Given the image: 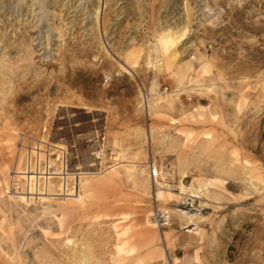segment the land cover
<instances>
[{"label":"rangeland","instance_id":"rangeland-1","mask_svg":"<svg viewBox=\"0 0 264 264\" xmlns=\"http://www.w3.org/2000/svg\"><path fill=\"white\" fill-rule=\"evenodd\" d=\"M0 59V264H264V0H0Z\"/></svg>","mask_w":264,"mask_h":264},{"label":"bare ground","instance_id":"bare-ground-1","mask_svg":"<svg viewBox=\"0 0 264 264\" xmlns=\"http://www.w3.org/2000/svg\"><path fill=\"white\" fill-rule=\"evenodd\" d=\"M181 29V28H180ZM184 32V31H183ZM173 35H174V33H173ZM184 35V33H182V31L180 32V33H177V35H176V37H173V38H171L170 39V41H171V43H176L181 37H184L183 36ZM167 43V42H166ZM167 45V44H166ZM162 46V45H161ZM162 49V48H161ZM169 53V52H168ZM131 60V59H130ZM132 61V60H131ZM152 91V90H151ZM156 94V93H155ZM157 98V97H156ZM160 99V98H159ZM62 104H60V103H55V105L52 107V112L53 113H56V112H58L59 111V109H60V106H61ZM152 106V105H151ZM97 132V131H96ZM46 140V139H45ZM67 146V145H66ZM65 147V146H64ZM62 149H63V147H62ZM96 149V148H95ZM64 150V149H63ZM63 152V151H62ZM65 152V151H64ZM66 154V153H65ZM94 157H95V159H99V160H101V162L102 161H105V160H107V159H110L111 161L112 160H115L116 159V156H119L120 154H118V153H116L115 152V154L114 153H112V154H110V157H108L107 156V154L105 153V150H104V146L103 145H99L98 147H97V149L96 150H94V151H92V153H91ZM122 154H123V151H122ZM124 157V156H123ZM85 161V160H84ZM89 162H90V160H89ZM115 164V163H114ZM95 165H97V163H90V166H95ZM113 166V165H112ZM112 166H110L111 168H112ZM115 166V165H114ZM83 166H82V164L79 166V168H82ZM66 169V168H65ZM64 170V169H63ZM101 172V171H100ZM99 172V173H100ZM144 172V170H142L141 171V173H143ZM162 177L164 178L166 175H174L173 174V172H172V170L171 171H168V172H164V171H162ZM184 174V173H183ZM85 175V174H84ZM89 175V174H88ZM146 175V174H145ZM144 175V176H145ZM152 175H155V177L156 176H158V175H160L159 174V171L157 170V169H153V170H151V171H149V173H148V176L149 177H151ZM147 176V175H146ZM156 179V178H155ZM157 180V182H159V180L158 179H156ZM163 186V185H162ZM146 187V186H145ZM152 187V186H151ZM157 187V186H156ZM206 187V184H205V182L204 181H202L200 178H197L196 180H195V183L194 184H192V185H190V186H184L183 185V183H181V185H180V187L179 188H181L182 190H184V191H186V192H188V193H190V194H195L196 193V191H195V189H204ZM162 188V187H161ZM160 190V188L159 187H157L156 189H155V191H159ZM156 194V193H155ZM168 194V193H167ZM173 196V195H172ZM157 221V220H156ZM71 242V241H70ZM89 249L90 248H86L85 249V251L84 252H82V253H80L81 254V258H80V264H91L90 262V254H89ZM176 260V259H175ZM82 262V263H81Z\"/></svg>","mask_w":264,"mask_h":264},{"label":"clouds","instance_id":"clouds-1","mask_svg":"<svg viewBox=\"0 0 264 264\" xmlns=\"http://www.w3.org/2000/svg\"><path fill=\"white\" fill-rule=\"evenodd\" d=\"M27 67V66H26ZM16 74V65L10 61L0 59V75L11 77ZM7 96L6 91L0 90V97Z\"/></svg>","mask_w":264,"mask_h":264},{"label":"built area","instance_id":"built-area-1","mask_svg":"<svg viewBox=\"0 0 264 264\" xmlns=\"http://www.w3.org/2000/svg\"><path fill=\"white\" fill-rule=\"evenodd\" d=\"M155 218H156L160 228H164L168 224L167 213L164 212L163 210L157 209V212L155 214Z\"/></svg>","mask_w":264,"mask_h":264}]
</instances>
